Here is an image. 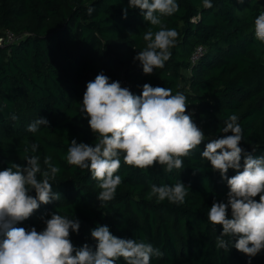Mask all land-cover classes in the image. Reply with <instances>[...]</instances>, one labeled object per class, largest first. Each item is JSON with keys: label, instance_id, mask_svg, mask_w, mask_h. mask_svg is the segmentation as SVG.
<instances>
[{"label": "trees", "instance_id": "obj_1", "mask_svg": "<svg viewBox=\"0 0 264 264\" xmlns=\"http://www.w3.org/2000/svg\"><path fill=\"white\" fill-rule=\"evenodd\" d=\"M179 11L161 17L178 32L171 57L153 74L143 73L134 57L146 48L143 34L151 28L140 9L128 0H0V36L11 31L20 40L0 46V171L11 163L27 166L26 157H51L60 171L50 183L61 198L34 211L16 226L42 231L43 222L57 212L79 219L70 239L77 248L96 241L91 230L107 225L119 238L150 243L159 249L150 264H264V250L249 257L232 247L218 249L222 226L208 221L213 202H226L228 187L211 163L202 158L206 144L224 134L231 115L238 117L245 152L264 155V43L255 37V19L264 12V0H176ZM87 7L95 10L87 14ZM127 9V18H124ZM198 17L195 22L191 18ZM197 46L204 48L191 62ZM103 72L109 82L128 83L134 95L145 83L170 88L186 96L187 113L205 133V140L188 156L184 167L172 172L164 166L140 169L123 162L114 175L122 177L115 198L97 199L99 181L88 169L67 162L70 142L96 143L87 118L80 112L86 85ZM15 117V119H13ZM40 117L49 121L37 132L28 126ZM38 145L31 151V145ZM27 149V150H26ZM243 164V159L241 160ZM229 169V177L235 175ZM38 179L41 177L38 174ZM189 186L183 204L148 198L151 185ZM35 196L34 190L30 192ZM259 200V196L255 198ZM43 218V219H42ZM228 218H231L229 209ZM117 264H125L123 258Z\"/></svg>", "mask_w": 264, "mask_h": 264}, {"label": "clouds", "instance_id": "obj_2", "mask_svg": "<svg viewBox=\"0 0 264 264\" xmlns=\"http://www.w3.org/2000/svg\"><path fill=\"white\" fill-rule=\"evenodd\" d=\"M128 7L140 9L145 21L159 27L158 31L149 28L143 34L147 46L134 57L142 65L143 73L151 75L170 59L169 49L179 35L175 29L166 28L161 17L173 15L179 11V5L176 0H128ZM203 7L212 8V0H203ZM94 10L87 7V14ZM197 19L191 18L192 22ZM254 29L256 39L264 43V12L255 19ZM186 99L183 93L173 95L170 88L148 83L143 85L140 95H134L119 81L109 82L108 76L99 73L87 83L80 108L92 133L97 134L96 143H77L73 139L68 148V164L88 169L92 178L99 181L101 191L97 199L101 202L113 200L122 183V177L114 175L121 167V156L125 164L140 169L156 164L164 166L166 172L183 168L182 158L205 140V133L193 121L192 114L187 113ZM237 121L238 117L231 115L221 129L231 135L211 139L201 153L229 189L226 202L214 201L207 218L213 225L222 226L216 240L218 249H228L224 237H229L232 247L254 257L264 250V155L254 156L240 147L243 131ZM48 124L46 118L40 117L27 130L35 133L39 126ZM37 148V144L31 145L33 153ZM25 160L27 166L11 163L0 171V264H117L120 258L125 264H150L152 256H160L159 249L150 243L116 237L107 225L91 230L96 241L94 249L87 243L77 248L70 235L79 232V219L57 212L43 220L46 226L42 231L17 227L41 204L61 198L50 183L60 171L51 157L44 158L46 170L41 169L39 156ZM229 169L236 174L229 177ZM188 189L181 181L174 185L152 184L148 198L155 196L158 202L167 200L180 205L185 202ZM33 190L35 196L30 194Z\"/></svg>", "mask_w": 264, "mask_h": 264}, {"label": "built area", "instance_id": "obj_3", "mask_svg": "<svg viewBox=\"0 0 264 264\" xmlns=\"http://www.w3.org/2000/svg\"><path fill=\"white\" fill-rule=\"evenodd\" d=\"M20 38L21 36H17L11 31H6L0 36V46H5L8 44L15 43L19 41ZM203 53H204V48L202 46H197L192 52L191 62L195 63L196 61H198L200 57L203 55ZM122 87H126L129 89L128 83L125 81H122Z\"/></svg>", "mask_w": 264, "mask_h": 264}]
</instances>
